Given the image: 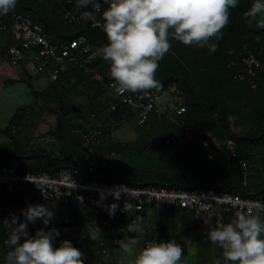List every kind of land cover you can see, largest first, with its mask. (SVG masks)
I'll use <instances>...</instances> for the list:
<instances>
[{"label": "trees", "instance_id": "trees-1", "mask_svg": "<svg viewBox=\"0 0 264 264\" xmlns=\"http://www.w3.org/2000/svg\"><path fill=\"white\" fill-rule=\"evenodd\" d=\"M253 2L254 0H239L238 6L231 10L230 22L223 29L222 38L218 41L213 40L217 44L215 52L194 45L185 46L170 38L171 49L159 62L156 79L161 85L159 89L174 85L179 91L181 99L180 102L175 103V106H183L182 112L173 110L169 115L150 114L148 120L137 125L133 121L134 111L130 106L114 99L110 90L90 79L82 69L73 67L60 72L55 79L50 78L45 88L39 89L30 83L34 100L40 104V113L53 108L58 111L55 125L50 130L37 134L35 132L28 145L21 146L14 134L16 126L12 133L11 125H16V120L19 118L15 115L11 123L4 128V132L10 136V142L0 143V162H14L18 170L34 173L52 172L68 163L85 170L79 134L75 129L83 128L86 122H77V120L88 119L86 124L94 123L108 111L112 101L115 103V109L110 113L117 120L125 118L126 121H131L134 126L142 127V133L146 135L153 132L152 135L156 136L159 133L158 139L141 142V137L137 136L133 140H119L113 136V130L118 125L112 128L103 127L100 149L114 151L117 153V158L109 162L104 169L94 173L85 172L87 177L104 178L119 184L156 185L181 189L202 187L211 188L216 192L228 191L242 196L264 197V182L251 181L255 166L251 160L257 156L262 158L259 154L264 153V29H257L254 25L249 27L243 18V13ZM101 7L102 10L107 7L103 4V0ZM66 8L77 11L74 4H67V0H17L12 12L26 14L40 23L51 42L66 41L78 35H85L97 49L95 57L88 66L97 70H109V64L99 53L100 47L107 43L105 33L91 27L88 21H69L63 16ZM6 18L0 21H6ZM256 37H259V42ZM250 50L262 64L256 74L255 89H251L247 81H237L234 78V74L242 71L243 68L239 62V55ZM44 68L48 70L51 66L46 64L42 69ZM72 76L75 77L73 81ZM79 83H83L85 87L79 89ZM89 88L92 90V100L84 105L68 98L71 91L85 93ZM104 94L106 95L104 99H98ZM83 110H87L88 113H83ZM69 113L73 116L71 117ZM41 116L39 114L38 118H42ZM180 120L188 125L196 137L202 138L207 131H211L221 141L234 138L237 143L236 155H231L225 150L214 151V159L209 160L206 149L200 143L185 138L183 128L178 124ZM236 126H239V129H236ZM153 128L158 133L155 134ZM43 133L52 135L55 141H38L37 135ZM188 147L200 151L205 159L195 162L186 161L188 150L185 149ZM237 157L245 158L249 162L245 184L241 180V170L228 165ZM89 197L88 194L87 198ZM154 204L150 203L148 207ZM156 206H158L156 225L149 232L153 235L148 233L146 236L162 241L174 237L173 239L184 248L181 238L186 235L187 223L191 222L193 213L178 205L166 206L157 203ZM69 207L70 226L76 224L82 216L88 219L92 217L88 202L80 208L72 203ZM174 214L180 215V225L176 223ZM233 215L228 213L226 221L228 222ZM120 219L123 223L127 221L124 215ZM106 232L102 230L97 232L96 239H88L84 261L93 263L104 260L111 264L101 252L102 248L107 247L110 253L114 247L113 240L111 237L107 238ZM73 246L79 249L77 245L73 244ZM214 253L216 259L221 255V250L216 246ZM199 264L208 263L204 258Z\"/></svg>", "mask_w": 264, "mask_h": 264}, {"label": "built area", "instance_id": "built-area-1", "mask_svg": "<svg viewBox=\"0 0 264 264\" xmlns=\"http://www.w3.org/2000/svg\"><path fill=\"white\" fill-rule=\"evenodd\" d=\"M67 4L69 3L67 0ZM82 13L73 11L70 8L64 10L63 16L69 21H85L81 18ZM97 19L100 20L98 14ZM7 21V22H6ZM6 21H0V29L8 30L11 36V42L8 45L9 58L12 61H20L25 57L28 50H36L33 65L36 69H41L49 64V76L55 79L57 75L67 69L78 67L87 73L90 79L94 80L103 88L111 91L112 97L120 102L130 106L134 111L133 121L137 125L143 124L149 119L150 114L164 113L169 115L173 110L182 112L183 106H175L181 99L179 91L174 85L147 92L132 93L119 89L118 85L112 80L109 70H97L90 68L88 64L95 57L97 49L87 39L85 35H78L66 41L51 42L48 40L43 27L40 23L31 19L30 16L20 12H11ZM91 27L98 28L103 32L99 24L95 25L88 21ZM102 23V20H101ZM239 62L243 66L242 71L234 74L237 81L245 80L251 89L256 88V74L261 62L254 52L246 51L239 55ZM234 63V62H232ZM169 95L168 101L171 104H158L161 97ZM115 109V103L109 104L108 111L97 119L94 123L85 124L81 129H75L79 134L80 146L82 149V159L84 169L68 163L59 169L47 172L41 171L34 173L31 171H20L17 165L12 163L0 162V200L20 199L23 202L24 209L28 205L41 204L51 209L55 217L52 222L45 226L42 221L37 220L35 224L29 222L28 230L30 235H34L37 229L45 230L56 228L59 230V236L54 241V245L60 244L61 240L67 239L79 247L80 251L86 252L88 247V238L74 235L68 237L70 225V203L76 207H83L88 202L92 217L89 219L92 229L98 228L100 231H106L116 228L121 234H129L126 225L131 223L133 218L140 216L143 222L146 219L147 207L150 203H163L166 206L178 205L191 211L195 222L203 233V240L212 244L206 238L207 230L214 228L218 223H227L226 215L234 214L237 210L246 209L251 202H264V197L255 198L242 196L240 194L228 191L216 192L211 188L203 189H181L167 188L156 185H131L109 182L104 178L87 177L85 172L94 173L107 167L109 162L115 161L117 154L114 151H104L100 149L102 143L103 127L112 128L119 125V122L126 121L125 118L117 120L110 112ZM183 128V134L187 140H196L206 149V155L209 160L214 159V151L225 150L231 155H235L236 140L227 138L224 141L218 139L211 131H207L202 138L192 134L188 125L183 121L178 123ZM15 127L12 126V131ZM37 140L42 142H54L55 139L50 134H38ZM229 167L241 170V180L245 184L247 181V170L249 162L245 158H237L231 161ZM73 183L75 187H73ZM120 186H123L120 188ZM117 190L113 196L111 192ZM104 192L106 198L100 206V193ZM90 195L87 198V195ZM116 204L117 210L110 216L107 206ZM5 208L9 204L3 205ZM125 216L126 223L121 221ZM9 234V231H7ZM96 232V231H95ZM158 240L156 238H144L143 241ZM116 239L113 245H118ZM102 253L108 255L109 249L102 248ZM84 264H108L104 260L93 263L84 261Z\"/></svg>", "mask_w": 264, "mask_h": 264}, {"label": "clouds", "instance_id": "clouds-1", "mask_svg": "<svg viewBox=\"0 0 264 264\" xmlns=\"http://www.w3.org/2000/svg\"><path fill=\"white\" fill-rule=\"evenodd\" d=\"M68 2L82 13L83 20L102 27L107 43L99 53L109 64L115 84L119 89L137 93L161 87L156 73L159 62L171 49L170 38L185 46L215 52L217 44L213 40L222 38L231 10L239 0H103L107 5L103 10L101 0ZM16 5L17 0H0V16L8 15ZM243 18L249 27L264 29V0H254ZM256 40L259 42V37ZM116 192L111 194L118 198ZM105 198L101 192L100 206ZM117 207L108 205V214L114 215ZM20 215L23 221L16 215L4 221L10 248L4 264H84L85 254L71 241L64 239L58 247L54 245L58 229L40 228L34 235L29 234V222L40 220L45 226L52 222L55 214L51 209L41 204L28 205ZM142 224V217H134L126 228L136 235L116 241L128 257L126 264H186L185 250L175 239L142 241ZM95 231L100 232L98 228ZM206 238L221 250L213 264H264V202L254 201L246 209L235 211L227 223L207 230Z\"/></svg>", "mask_w": 264, "mask_h": 264}, {"label": "crops", "instance_id": "crops-1", "mask_svg": "<svg viewBox=\"0 0 264 264\" xmlns=\"http://www.w3.org/2000/svg\"><path fill=\"white\" fill-rule=\"evenodd\" d=\"M7 16H0V20L5 19ZM11 42V36L8 30L0 29V143H9L10 136L4 132V128L7 127L13 118L16 120V132H14L21 146H27L28 141L38 132L37 129L43 131L50 130L55 125V116L50 113V110H45L40 113V104L34 100L31 92L30 83L34 87L39 89L47 87L49 84V69H36L33 65V60L36 55V50L30 49L26 52L25 57L20 61H12L8 54V45ZM75 77H71L73 81ZM45 80V82H44ZM85 85L83 83L78 84V88L82 89ZM165 100L166 104H171V101L160 99V104H163ZM159 104V105H160ZM41 114L42 118L39 119L38 115ZM173 119L172 117H167ZM36 119V120H35ZM13 133V131H12ZM27 148V147H26ZM9 204L8 208H5L2 204ZM157 204L150 205L147 210L146 221L143 222L142 227L144 228L145 235L143 238H154L147 237L148 233L155 227L157 221ZM24 209L23 202L20 199L0 200V264H4V258L6 253L10 250L7 243L9 234L8 228L4 224V221L9 220L13 215L19 216L20 220L23 221L24 217L20 215V211ZM176 223L180 225V215L174 214ZM29 226V224H28ZM187 232L181 240L184 242L185 260L186 264H199L201 259H206L208 264H213L215 260V247L203 240V233L199 226L195 222L194 215L191 218V222L187 223ZM106 236L111 240L116 239H127L131 234H121L116 228L106 230ZM200 233L202 234L200 236ZM78 235L84 238H91V236H97V232L92 229L90 220L86 216H82L80 220L70 226L68 237ZM149 235H153L149 233ZM174 237H172L173 239ZM207 244V246H206ZM58 247V245H55ZM113 250L108 255H104L105 259L110 261L111 264H126L128 257L122 252L119 245H113ZM204 249H207L209 258L203 253H206ZM213 259V260H212Z\"/></svg>", "mask_w": 264, "mask_h": 264}, {"label": "rangeland", "instance_id": "rangeland-1", "mask_svg": "<svg viewBox=\"0 0 264 264\" xmlns=\"http://www.w3.org/2000/svg\"><path fill=\"white\" fill-rule=\"evenodd\" d=\"M45 82V80H44ZM94 87V86H92ZM92 90L91 88L87 89L86 92L84 93H75L73 91H71L70 93V96H68V98L71 99V101L73 102H77V103H80V104H86L87 102L91 101L92 100ZM166 97H161V99H164L166 98V100L170 98L169 95H165ZM106 97V95H102L100 98V100L104 99ZM97 99L95 98V101ZM161 101L158 102V104H160ZM164 103H165V100H164ZM166 104V103H165ZM90 106H91V103H90ZM89 106V107H90ZM87 107V108H89ZM78 112V111H77ZM86 112L88 113V111H84L83 110V113ZM50 113L53 114L55 116V119L58 117L57 114H58V111L53 108V109H50ZM74 113V112H73ZM69 115L72 117L73 115L71 113H69ZM75 118V117H74ZM40 118L37 119L36 122L39 121ZM76 119V118H75ZM77 122H88V119L85 120V119H78ZM85 123V124H86ZM147 128V127H145ZM236 129H239V126H236L235 127ZM154 131V133H158V132H155V128L152 129ZM38 132H43V130L41 129H37ZM158 131V130H157ZM36 132V134L38 133ZM148 133V132H147ZM153 133V132H152ZM152 133L150 132V135L149 134H144L142 133V127H136L133 125V123L131 121H125V122H122L120 123L117 127L114 128L113 130V136L114 138L116 139H119V140H133L135 139L137 136H140L141 137V142H145V141H148V140H151V141H156V139H158V134L155 136V135H152ZM35 141V140H34ZM36 142V141H35ZM38 145H42V144H39ZM185 150H188V152H186V155L187 157L185 158L186 161H189V162H195V161H200L202 159H205L204 155L200 153V151H198L197 149H194V148H186ZM117 154V153H116ZM264 154V153H263ZM263 154H259V155H262V158L260 156H257L255 157L253 160H251V163L252 164H255L254 166V172L252 173L253 176L251 178V181L253 183H260V182H264V156ZM4 205V203H3ZM59 246V245H58ZM142 246V245H141ZM207 249H204V251L206 253H204L203 255H206L207 257L209 256V253H207L206 251ZM209 258V257H208ZM213 260V259H212Z\"/></svg>", "mask_w": 264, "mask_h": 264}, {"label": "bare ground", "instance_id": "bare-ground-1", "mask_svg": "<svg viewBox=\"0 0 264 264\" xmlns=\"http://www.w3.org/2000/svg\"><path fill=\"white\" fill-rule=\"evenodd\" d=\"M106 36V35H105ZM240 49V48H239ZM251 51V50H250ZM235 52V51H234ZM237 52V51H236ZM228 53V52H227ZM261 53V52H260ZM237 55V54H236ZM233 56V55H232ZM235 57V56H234ZM228 60V59H227ZM234 65V64H233ZM231 67H232V64H231ZM238 67V66H237ZM234 72H235V70H234ZM238 72V71H237ZM111 92V91H110ZM151 119V118H150ZM154 119V118H153ZM132 120V119H131ZM160 121H161V119H160ZM160 121H159V123H160ZM125 122V121H124ZM152 123V122H151ZM165 123V122H164ZM165 125V124H164ZM161 129V128H160ZM194 144V143H193ZM236 155V154H235ZM238 158V157H237ZM202 188V187H201ZM165 240V239H164ZM217 251H218V249H217ZM219 253V252H218ZM204 254V253H203Z\"/></svg>", "mask_w": 264, "mask_h": 264}]
</instances>
